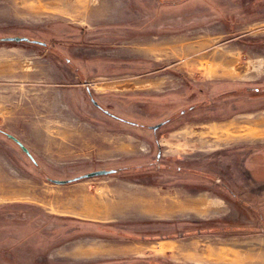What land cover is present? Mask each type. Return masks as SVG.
<instances>
[{
    "label": "rangeland",
    "instance_id": "1",
    "mask_svg": "<svg viewBox=\"0 0 264 264\" xmlns=\"http://www.w3.org/2000/svg\"><path fill=\"white\" fill-rule=\"evenodd\" d=\"M79 2L0 0V264H264V0Z\"/></svg>",
    "mask_w": 264,
    "mask_h": 264
},
{
    "label": "crops",
    "instance_id": "2",
    "mask_svg": "<svg viewBox=\"0 0 264 264\" xmlns=\"http://www.w3.org/2000/svg\"><path fill=\"white\" fill-rule=\"evenodd\" d=\"M172 42V40H167L165 42ZM173 41H176V45L172 46L169 50L164 51V54L166 56H175L176 54L179 53L180 50V45L186 41V38L183 37H179L174 39ZM120 198L116 199L114 198H110L107 197L105 194H100L96 197L87 199V200H76V201H71L70 205L72 207H82L83 212L82 215H86V216H97V215H103V216H112V217H124V216H128L129 214H133V213H139L142 215H145L148 210L149 206L146 205H142V204H136V203H132V204H125V209H113L112 206H115L116 204L119 205L120 204ZM158 203V201H157ZM157 203L155 202L153 204V214H157ZM138 207H136L135 206ZM131 205V206H130ZM93 206V207H92ZM101 206V207H100ZM89 207V208H88ZM124 207V206H123ZM122 207V208H123ZM128 208H134L136 209L135 211H128ZM150 208V207H149ZM98 212V213H97ZM100 212V214H99ZM116 213V214H115Z\"/></svg>",
    "mask_w": 264,
    "mask_h": 264
},
{
    "label": "flooded vegetation",
    "instance_id": "3",
    "mask_svg": "<svg viewBox=\"0 0 264 264\" xmlns=\"http://www.w3.org/2000/svg\"><path fill=\"white\" fill-rule=\"evenodd\" d=\"M191 86L192 85H191L190 81L188 82V84H187V82H184V85H183L184 89H182V91L184 93L186 91L188 96L186 97V95H184L182 97H179V98H184V97L187 98V102H189L190 105H188V107H184V108L180 109L179 112L176 114V116L172 120H176V119H179L182 116H187V115H194V118H197V117H199V118L202 117L201 119L207 118L206 116L209 113H207V112L198 113L203 108H202V106L197 105V103H204V102H207V101H206L205 98L197 99V96L194 93V89H192ZM223 99L224 98L222 96H220V97L216 98L215 100H213L212 103L216 104V106L218 108H221L222 104L224 103ZM166 123H169V122H167V120L162 121L161 123L157 124L158 127L156 129H154V127H152V131L159 130L161 127L166 125Z\"/></svg>",
    "mask_w": 264,
    "mask_h": 264
},
{
    "label": "water",
    "instance_id": "4",
    "mask_svg": "<svg viewBox=\"0 0 264 264\" xmlns=\"http://www.w3.org/2000/svg\"><path fill=\"white\" fill-rule=\"evenodd\" d=\"M1 41H8V42H24V41H28V39L23 38V37H7V38H2L0 39ZM35 42V41H32ZM158 127V125L154 126V129H156ZM8 138H11L20 148L21 150L32 160V157L30 156V154L28 153V151L22 146V144L17 141L14 137H12L11 135L7 134ZM113 173V170H100V171H93L87 174H84L82 176H78L76 178L73 179H68V180H54L51 179V181L55 184H65L74 180H79L82 178H88V177H94V176H100V175H107V174H111Z\"/></svg>",
    "mask_w": 264,
    "mask_h": 264
},
{
    "label": "bare ground",
    "instance_id": "5",
    "mask_svg": "<svg viewBox=\"0 0 264 264\" xmlns=\"http://www.w3.org/2000/svg\"><path fill=\"white\" fill-rule=\"evenodd\" d=\"M81 1L82 0H80V2L79 3H81ZM82 5H84V3H82ZM153 49V48H152ZM190 52V47H183L182 49H181V51H180V55H182V54H184V53H189ZM216 54H218L219 56H220V59H221V61L222 62H224V61H226L227 59V57L225 58L224 56H223V53H221V52H217ZM225 55V54H224ZM207 56V54H203L201 57H200V59H203V58H205ZM230 57V56H229ZM207 58V57H206ZM219 59V60H220ZM215 60H216V56H215ZM227 62V61H226ZM231 62H232V60H231ZM224 64V63H223ZM216 65V64H215ZM225 66H226V64H225ZM228 67L230 68V66H229V64H228ZM217 69V68H216ZM224 71V70H223ZM258 124H260V123H258ZM258 124H256V125H258ZM255 125V126H256ZM252 127V126H251ZM258 127H260V126H258ZM249 128V127H248ZM256 128H257V126H256ZM263 128H264V126H263ZM258 129V128H257ZM249 130V129H248ZM250 130H251V128H250ZM257 131V130H256ZM258 133H259V131H258ZM93 207V206H92ZM101 207V206H100ZM89 208V207H88ZM98 213V212H97ZM99 214H100V212H99ZM116 214V213H115Z\"/></svg>",
    "mask_w": 264,
    "mask_h": 264
}]
</instances>
